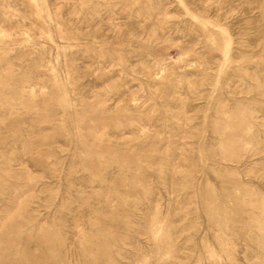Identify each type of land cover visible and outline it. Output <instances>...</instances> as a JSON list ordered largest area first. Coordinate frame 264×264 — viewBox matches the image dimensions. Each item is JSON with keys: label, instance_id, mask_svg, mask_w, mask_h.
<instances>
[{"label": "rangeland", "instance_id": "1", "mask_svg": "<svg viewBox=\"0 0 264 264\" xmlns=\"http://www.w3.org/2000/svg\"><path fill=\"white\" fill-rule=\"evenodd\" d=\"M0 264H264V0H0Z\"/></svg>", "mask_w": 264, "mask_h": 264}]
</instances>
